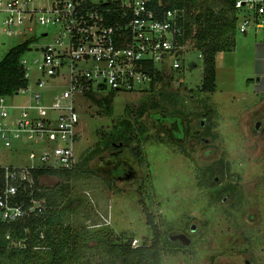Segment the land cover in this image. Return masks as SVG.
Returning <instances> with one entry per match:
<instances>
[{
    "label": "rangeland",
    "instance_id": "rangeland-1",
    "mask_svg": "<svg viewBox=\"0 0 264 264\" xmlns=\"http://www.w3.org/2000/svg\"><path fill=\"white\" fill-rule=\"evenodd\" d=\"M24 29L29 31L28 26ZM46 32L54 35L56 30L38 25L35 33L25 36L0 30V62L36 34L39 40L30 44L23 57L36 79L43 47L52 42L42 36ZM263 40L264 32L238 33L236 50L218 58L215 93L201 90L204 61L189 42L181 60L183 68L176 70L166 63L168 71L152 88L87 96L81 103L78 158L103 150L106 136L121 130L123 121L135 122L129 136L140 139L142 153L135 154L137 140L130 147L118 144V149L103 150L87 171H80L68 193L77 205L64 227L72 226L76 233L107 226L113 238L132 239L133 247L150 245L154 233L147 209L163 241L172 242L163 264H264V78L258 82L255 76L262 69L254 54ZM24 99L18 96L16 102ZM100 101L110 103L111 110L100 106ZM209 114L215 124L211 135L206 134ZM32 149L30 142L20 143L18 149H0V165L31 167L36 164L29 157ZM222 160L228 170L204 175ZM204 181L209 188L201 186ZM40 183L51 190L61 179L44 176ZM227 184H238L243 194L234 205L230 195L216 191ZM69 257V264L100 261L95 251L80 248ZM19 259L2 257L0 264H19ZM34 260V264H50L52 258L43 250Z\"/></svg>",
    "mask_w": 264,
    "mask_h": 264
},
{
    "label": "built area",
    "instance_id": "built-area-1",
    "mask_svg": "<svg viewBox=\"0 0 264 264\" xmlns=\"http://www.w3.org/2000/svg\"><path fill=\"white\" fill-rule=\"evenodd\" d=\"M176 0H0V30L17 36L35 33L38 25L51 26L52 42L43 47L35 79L22 59L28 86L12 96H0V149H18L33 143L27 168L4 170L0 217L12 222L41 215L46 201L34 197V172L73 170L81 142V103L105 91L137 93L173 69H182L187 44L181 45L183 10ZM238 33L264 32V0H237ZM28 26L27 32L24 27ZM38 36L29 37L39 40ZM222 54V53H220ZM66 83V85H64ZM18 96L25 99L16 102ZM27 194L30 205L15 202ZM11 240L10 233L2 238ZM23 242L17 245L22 247Z\"/></svg>",
    "mask_w": 264,
    "mask_h": 264
},
{
    "label": "trees",
    "instance_id": "trees-1",
    "mask_svg": "<svg viewBox=\"0 0 264 264\" xmlns=\"http://www.w3.org/2000/svg\"><path fill=\"white\" fill-rule=\"evenodd\" d=\"M237 0H176L175 7L184 12V18L179 21L183 28L184 35L179 39L181 45L194 43V48L200 53L204 61V78L201 90L205 93L217 91V61L220 53H229L236 50L238 35V11ZM33 40H26L23 44L11 49L8 55L0 62V96H12L22 88L28 86L25 77V68L22 59L29 52ZM160 78V76H159ZM157 78L151 84L154 86ZM92 96V95H90ZM100 106L107 107L110 111V103L98 102ZM142 115V114H141ZM209 117L207 135L212 134V127L215 124ZM137 122V121H136ZM135 122L123 121L122 129L112 130L106 136L103 143V150L118 149V144L123 147H130L132 141L137 140L138 145L134 148L137 157L141 155L142 143L140 139L132 138L129 132L134 129ZM98 149L92 153L84 154L79 159L73 170L51 171L41 169L34 172L36 180L34 197L46 201V210L41 215H31L24 219L5 222L0 217V230L2 233H10L11 240L5 237L0 242V258H20L19 264H31L35 262V256L43 250L51 254L50 264H69V254L74 249L80 248L87 252H96L100 258L98 264H163L166 248L172 247L169 240L163 241L159 225L155 222L152 214L146 209L148 224L151 226L154 239L150 245L142 244L133 247V240L123 237L113 238L109 234L107 226L99 228H85L84 231L74 232L72 226L64 227L66 218L74 212L77 201L68 196L70 184L80 171L86 170L94 158L103 152ZM143 162V159H140ZM219 165V166H218ZM229 165L223 160L205 171L204 175H213L222 168L228 170ZM217 167V168H216ZM90 171V170H89ZM46 176H53L61 179V183L54 189L43 188L40 179ZM201 183V186L209 188L208 182ZM5 186L4 170L0 168V195ZM222 196L230 195L234 200L242 199L243 194L238 184H227L221 189H216ZM15 202H23L30 205V198L27 194H20ZM95 227V226H93ZM23 242L20 247L17 244ZM168 247V248H169ZM39 250V251H37Z\"/></svg>",
    "mask_w": 264,
    "mask_h": 264
},
{
    "label": "crops",
    "instance_id": "crops-1",
    "mask_svg": "<svg viewBox=\"0 0 264 264\" xmlns=\"http://www.w3.org/2000/svg\"><path fill=\"white\" fill-rule=\"evenodd\" d=\"M254 54L258 58V60H257L258 64L261 63L260 68L262 69V71H258L255 75L256 78H258V82H260L262 80V78H264V40L261 43L258 42L257 48H255ZM220 55L221 54L218 55V58L220 57ZM222 60H224V59L222 58ZM257 69H258V67H257ZM261 93H264V90H262Z\"/></svg>",
    "mask_w": 264,
    "mask_h": 264
},
{
    "label": "water",
    "instance_id": "water-1",
    "mask_svg": "<svg viewBox=\"0 0 264 264\" xmlns=\"http://www.w3.org/2000/svg\"><path fill=\"white\" fill-rule=\"evenodd\" d=\"M259 127V126H258ZM182 236H175L174 239H181ZM184 238L186 239V242L189 243V240L187 237L184 236Z\"/></svg>",
    "mask_w": 264,
    "mask_h": 264
}]
</instances>
